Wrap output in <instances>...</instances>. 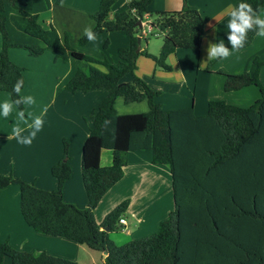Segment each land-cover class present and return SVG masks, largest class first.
Listing matches in <instances>:
<instances>
[{
  "label": "trees",
  "instance_id": "trees-1",
  "mask_svg": "<svg viewBox=\"0 0 264 264\" xmlns=\"http://www.w3.org/2000/svg\"><path fill=\"white\" fill-rule=\"evenodd\" d=\"M116 2L100 0L98 10L90 15L96 37L112 32H125L129 37V47L119 48L112 61L105 55L96 59L72 49L67 35L61 40L51 24L40 23L38 16L51 8L49 0H0V92L8 93L10 100L21 96V92L20 96L13 92L16 81L23 79V70L9 59L12 48L23 49L31 57L49 52L55 59L83 61L87 71L78 68L64 89L70 93L106 91L89 115L91 128L82 147L85 209L65 203L62 198L64 184L71 176L66 140L61 159L50 170L57 182L55 190H41L12 175H0V190L18 187L22 219L36 233L101 252L105 254L104 264H264V86L259 79L264 62L254 59L252 74L217 72L224 77L225 92L258 88L260 98L247 108L214 100L209 101L203 117H195L192 108L164 110L156 102L159 93L135 75L137 58L144 56L157 69L170 72V55L177 50L200 49L204 20L188 6V0H182L177 11L153 14L149 11L152 0H127L125 9L110 17ZM240 3L250 4L258 14L264 10V0H238L235 7ZM145 15L152 17L155 29L163 32L158 55L141 50L138 43V38H144L136 23ZM255 36L250 31L239 50L247 48ZM89 42L84 35L77 41L80 46ZM108 46L106 39L103 49ZM217 60H211L209 65ZM127 75L131 82L122 81ZM118 99L125 105L146 102L150 111L119 115L115 109ZM22 109L24 105L18 110ZM103 151L112 156L110 166L100 163ZM133 151H150L153 165L169 167L174 210L160 222L155 234L118 246L108 235L119 229L117 223L128 201L111 210L100 225L94 219V210L122 179L128 154ZM202 154L205 158H198ZM195 163L207 171L226 169L225 183L219 189L206 186L207 199L200 208H191L184 202V181L190 165L196 168ZM4 258H9L10 264H77L44 252L18 251L0 241V264Z\"/></svg>",
  "mask_w": 264,
  "mask_h": 264
},
{
  "label": "crops",
  "instance_id": "crops-1",
  "mask_svg": "<svg viewBox=\"0 0 264 264\" xmlns=\"http://www.w3.org/2000/svg\"><path fill=\"white\" fill-rule=\"evenodd\" d=\"M49 1L51 8L44 12L45 19L42 23L51 24L61 40L67 35L70 47L84 54L87 48L81 50L77 41L83 36L85 26L93 28L94 22L90 15L98 10L100 0H61L57 5V0ZM237 1L188 0V6L197 10L204 20V36L198 51L177 50L168 57V64L172 68L170 72L157 69L154 62L144 56L137 58L135 75L159 93L156 102L164 110L192 108L195 117H203L207 113L209 101L222 100L236 107L247 108L260 98L258 88L253 86L236 92H225L224 77L217 72L222 71L228 75L252 74L255 69L254 59L264 62V37L256 35L247 48L232 51L227 59H218L211 65V61H208L205 67H201V63L206 60L209 43L223 40L226 47L229 45L227 23L229 13ZM126 3L127 0H117L111 11L117 4L120 5L115 13L123 11ZM181 6L182 0H152L149 11L152 14L177 11ZM260 14L264 17V10ZM106 39L110 40L107 54L113 43L116 44L115 53L119 48L129 47V37L125 32L99 35L87 45L93 42L99 44L101 40L104 42ZM149 48L148 44L141 47L140 41L141 50L151 54ZM8 56L23 70L24 87L21 96L31 95L35 99L34 105H24L25 118L27 119V113L31 112L33 116L42 115L44 123L32 143L23 145L16 139L9 138L16 123V108L14 107L8 118L0 116V175H12L34 184L41 190H55L57 182L50 170L61 159L63 141L66 140L69 145L71 176L64 184L62 198L65 203L85 209L87 198L81 173L82 147L91 128L89 115L97 109L106 91L70 93L64 89V85L78 68L87 71L88 65L83 61L71 57L55 59L49 52L31 57L27 51L15 48L9 50ZM113 56L111 60L115 61V54ZM131 79V76L127 75L122 81L131 82ZM259 79L264 86V64L260 68ZM5 100H10L9 94L0 92V104ZM121 100L118 99L115 104L119 115L146 113L143 110L146 102L125 105ZM146 106L148 108L147 103ZM45 107L46 113L43 112ZM31 122L29 120V123ZM30 131L27 129L22 135L28 136ZM202 155L198 158H205L204 154ZM100 163L103 167L111 165L110 152L101 153ZM194 165L196 168L190 165L184 181V202L191 208H200L207 199L206 186L219 189L225 183L226 169L221 167L219 171H207L199 163ZM193 169L194 172L191 173L190 170ZM188 188L192 190L189 191ZM125 200L128 201V206L121 216L127 221L125 229L121 230L120 236L116 232H110L108 235L118 246L155 234L160 222L174 210L170 169L167 166L153 165L150 151H133L128 154L122 179L107 192L94 210L96 223L100 225L105 216ZM0 241L8 242L18 251L33 254L44 252L77 264H104L105 259L101 252L62 238L38 234L27 226L20 213L19 189L13 185L0 190ZM2 264H10V259L4 258Z\"/></svg>",
  "mask_w": 264,
  "mask_h": 264
},
{
  "label": "clouds",
  "instance_id": "clouds-1",
  "mask_svg": "<svg viewBox=\"0 0 264 264\" xmlns=\"http://www.w3.org/2000/svg\"><path fill=\"white\" fill-rule=\"evenodd\" d=\"M228 34L227 43L231 45V49L226 47L225 42L221 40L217 43H209L206 49L207 57L206 60L201 63V67H205L208 61L217 59H227L232 51H238L243 48L247 42L248 33L254 31L257 36L264 37V17L258 14L256 10L250 4L240 3L237 7H234L229 13V21L227 23ZM84 37L88 41L96 40V33L90 26H85L83 30ZM182 74V72H177ZM23 79H18L13 85V92L20 96L21 88L23 87ZM35 104V99L33 96H20L16 100H5L0 104V116L8 118L13 112L14 107L16 108V123L12 127V135L9 138H14L19 144L30 145L32 140L35 139L36 133L39 132L43 127V118L41 116H33L31 112L27 113L28 118H25V110H18L21 105L31 106ZM145 112L150 111L147 108L146 103L143 109ZM43 112H47V107L43 109ZM29 120L32 122L29 123ZM109 123L108 121L105 122ZM24 125V127H21ZM30 129L28 136L22 135V133ZM122 224L127 223V221L121 220Z\"/></svg>",
  "mask_w": 264,
  "mask_h": 264
},
{
  "label": "rangeland",
  "instance_id": "rangeland-1",
  "mask_svg": "<svg viewBox=\"0 0 264 264\" xmlns=\"http://www.w3.org/2000/svg\"><path fill=\"white\" fill-rule=\"evenodd\" d=\"M57 4H59V3L55 2V5H57ZM119 5L120 4H117L116 8H113V10L110 13L111 16L113 14H115V12H117L115 10H117L119 8ZM56 16H57V14H56ZM44 19H45L44 13L41 14L40 16H38V20H39L40 23H42V21ZM151 20H153L152 17H151ZM64 22H67V21H64ZM76 30L78 31V27H77ZM144 39H147V41H145ZM144 39L141 41V47H145V45L148 44V45H150V48L148 49L149 52L151 54H153V55H158V53L160 51V47H161V42H162L161 37L160 36L159 37L148 36L147 38H144ZM109 42H110V40H109ZM112 42H113V40H112ZM94 43L95 42H93L89 46L88 45H84V46H80L79 45V48H81V50H84L85 48H87L86 50H84V52H85L84 54H86V55H88L90 57L96 58V59H100L102 57V55H105L110 60H111V58H114L113 54H115L114 50L116 48V44L115 43L112 44L111 49L108 51V54L106 53L107 49H103L104 42L102 40L99 42V44H94ZM167 63H168V61H167ZM97 69H99L100 71L105 72V69L102 68L101 66H97ZM121 230L122 229H118L115 232L118 233V235L120 236L121 233H122Z\"/></svg>",
  "mask_w": 264,
  "mask_h": 264
},
{
  "label": "built area",
  "instance_id": "built-area-1",
  "mask_svg": "<svg viewBox=\"0 0 264 264\" xmlns=\"http://www.w3.org/2000/svg\"><path fill=\"white\" fill-rule=\"evenodd\" d=\"M140 21V35L143 38H147L148 36H154V37H159L162 35L163 32L158 31V29H155V25L153 20H151V17L148 15H145ZM124 220V218L120 217L118 220V228L124 230L125 229V224H122L120 221Z\"/></svg>",
  "mask_w": 264,
  "mask_h": 264
},
{
  "label": "water",
  "instance_id": "water-1",
  "mask_svg": "<svg viewBox=\"0 0 264 264\" xmlns=\"http://www.w3.org/2000/svg\"><path fill=\"white\" fill-rule=\"evenodd\" d=\"M136 26H140V21H138L137 23H136ZM138 43H140V38H138ZM105 255V254H104Z\"/></svg>",
  "mask_w": 264,
  "mask_h": 264
}]
</instances>
